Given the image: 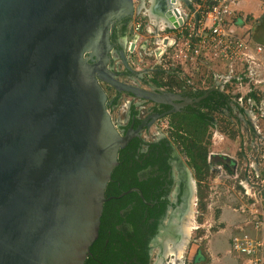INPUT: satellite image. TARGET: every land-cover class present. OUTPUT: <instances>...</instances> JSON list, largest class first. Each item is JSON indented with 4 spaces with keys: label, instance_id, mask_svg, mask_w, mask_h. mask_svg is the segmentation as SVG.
<instances>
[{
    "label": "water",
    "instance_id": "1",
    "mask_svg": "<svg viewBox=\"0 0 264 264\" xmlns=\"http://www.w3.org/2000/svg\"><path fill=\"white\" fill-rule=\"evenodd\" d=\"M174 3L157 0L153 10L166 9L179 27ZM134 8V0H0V264L85 263L130 139L101 82L157 104L183 99L88 61L111 20Z\"/></svg>",
    "mask_w": 264,
    "mask_h": 264
},
{
    "label": "flooded vegetation",
    "instance_id": "2",
    "mask_svg": "<svg viewBox=\"0 0 264 264\" xmlns=\"http://www.w3.org/2000/svg\"><path fill=\"white\" fill-rule=\"evenodd\" d=\"M166 7L169 8L167 4ZM157 10L154 11L166 15V9ZM134 13L135 8L133 14L123 13L111 20L107 40H102L95 50L86 53L88 61L120 81L156 93H174L183 99L175 102V105L157 104L125 92H117L106 82H101L107 93H113L109 97L110 108L123 95L129 97L124 121L118 123L124 135L130 134V139L120 149L118 164L106 186L108 200L104 203L99 234L91 244L84 264H166L168 259L171 261V258L165 257L166 249L183 240V222L192 211L197 191L195 167L185 146L178 148L163 132L147 133L158 120L178 115L180 120L174 121V124L183 128L178 133L182 142L187 144L198 143L200 138L195 132H184L186 121L191 118L222 129L224 125L233 128L230 122L211 115L222 112L228 115L230 111L238 121L245 115L254 124L250 114L221 90L186 86L165 68L154 67L144 71L134 69L128 58V54L137 49V40L130 39L134 30ZM150 17L156 25L163 24H159L151 14ZM165 29L158 27L157 31ZM165 73L177 79L169 80L163 77ZM178 84L183 86L177 89ZM187 100L192 102L188 103ZM154 115L164 116L155 120L151 126L144 125ZM238 131L241 132V129L238 128ZM241 143L243 147L245 140H241ZM225 156L234 158L232 155ZM233 164L236 165L235 159Z\"/></svg>",
    "mask_w": 264,
    "mask_h": 264
},
{
    "label": "rangeland",
    "instance_id": "3",
    "mask_svg": "<svg viewBox=\"0 0 264 264\" xmlns=\"http://www.w3.org/2000/svg\"><path fill=\"white\" fill-rule=\"evenodd\" d=\"M139 1L140 0H134L135 13L132 17L134 30L130 39L137 40L135 42L137 49L134 53L128 54L131 66L134 69L136 68L141 71L152 69L154 67L162 69L167 68V70L170 71V74L176 72L177 74H181V77L183 78V73L185 71L180 69V61H184V68H188L191 65V62L189 60L185 61L182 57H180L181 59L179 58L178 55L181 54L177 45L168 47L167 54L163 55V57L160 56L161 49L158 48L160 45L155 42L154 33H150L147 30V27L149 26L156 32L158 27H163L156 25L155 23L152 24L148 21V18L137 14L136 10L140 3ZM139 17L144 20V28L136 30ZM258 35L261 43L264 44V27L258 31ZM159 36L174 38L176 36V31L168 29L167 27L166 30L159 32ZM200 63L201 65H205V71H210L212 74L211 81H204L205 85H201L202 83H200V86L207 87L211 85V87H213V75L227 72V65L220 62L219 59L211 62L203 60ZM188 70L191 73L190 69ZM163 77L172 80L177 76L174 77L165 73ZM185 80L186 79H183V82ZM180 85L182 84L176 85V88L180 89ZM229 90L231 91L232 88L229 87ZM233 91L236 93V88ZM108 94L110 98L113 96L112 92H108ZM239 96L240 94H238L236 98ZM227 97L230 99L229 96ZM251 99L252 102L256 101V105L259 107V103L261 102L260 98L252 96ZM127 100H129V97L123 95L113 108L109 107L114 122L124 121L125 115L128 111V108L125 107ZM262 108L255 109L253 114L249 115L252 123H254L253 125L248 116L246 117L244 115L241 118L242 120L238 121L239 119H236V117L231 115L230 111L228 115L223 112L211 113V115L213 118L221 119V121L226 120L227 123L230 122L233 128H230L229 125L227 127L224 125V128L222 129L220 126L204 123L194 118L187 120L184 132L189 130L191 133L195 132L200 135L198 143L195 142L194 144L182 142L178 131L183 128L174 124V121H178V119L180 120L178 115L162 118L148 130L147 133L163 132L178 148L180 146H185L186 151H188V147H190L192 152L197 151L201 154V157H196V163L198 164L196 166L192 164L193 167H195V170L193 169L195 173L194 177L197 180V191L195 193L193 205V209L195 208L193 210V223L195 228L192 229L189 244L177 264L210 263L208 255V240L210 236L218 230L217 227H219V225L217 218L220 216L222 207L230 203V199L232 198L230 196H234V193H237L235 190H243L240 184L241 180L246 181L247 189L251 192V195L248 196L249 199L247 203L249 206L247 222L255 224L253 221V215H261L259 207L256 206V209V207L253 206V193H255L254 187H257L259 184L262 185L264 179V158H262V156H264V109ZM246 113L248 114L249 112ZM253 117L255 120L252 119ZM238 128L241 129V132L238 131ZM228 129H230V132ZM197 131L200 134L197 133ZM241 140H245V145H243V147L241 145ZM254 143H258L259 146ZM186 145L189 146L187 147ZM224 154L232 155L235 158L236 165L234 166L232 158L230 159L229 156H225ZM225 164H229L233 167L226 166ZM253 167H255L260 174L262 173L260 177L255 176V172L252 170ZM233 168H237L236 172L232 171ZM227 170L231 171L232 174L227 173ZM232 187H234L235 190ZM263 225L264 224L260 225L259 228H262ZM253 243L256 242L253 241ZM167 261L169 262V259ZM171 261L169 263H171Z\"/></svg>",
    "mask_w": 264,
    "mask_h": 264
},
{
    "label": "built area",
    "instance_id": "4",
    "mask_svg": "<svg viewBox=\"0 0 264 264\" xmlns=\"http://www.w3.org/2000/svg\"><path fill=\"white\" fill-rule=\"evenodd\" d=\"M139 2L137 14L148 18V21L154 24L148 8L152 7L153 9L157 0H140ZM164 3L169 7L170 0H164ZM244 4L245 0H179L177 8L181 9L179 12L183 24H179V27L168 26V29L176 31L174 38L160 37V31L156 32L149 26L147 30L154 33L155 42L160 45L158 48L161 49V57L167 54L168 47L177 45L181 54L178 55L179 58L182 57L185 61L191 62L188 68H184V61H180V69L185 71L184 73L179 72L183 73V78L181 74L172 73L182 81L186 79L184 81L186 86L203 90L211 88L221 90L232 101L239 104L244 111L253 114L257 108L263 107L262 109H264V44L256 40L253 27L261 16L247 11ZM143 25L144 20L139 17L136 30L143 29ZM218 59L227 65V72L213 75V87L211 85L200 86V83L203 85L204 81H211L212 76L210 71L204 70L205 65H201L200 62L203 60L211 62ZM229 87L232 88L231 91ZM235 88L236 93L233 91ZM238 94L240 96L236 98ZM250 96L260 98L259 107L256 105V101L252 102ZM125 107H128V102ZM254 144L259 146L258 143ZM236 170L237 168L232 169L234 172ZM252 170L255 172V176H261L255 167ZM227 173H231V171L227 170ZM240 184L244 188L246 197L250 196L246 181L241 180ZM260 187L258 185L254 188L253 206L255 207L264 204ZM253 221L256 227L264 224L260 215H253ZM233 249L251 255L258 251V245L248 239L235 240Z\"/></svg>",
    "mask_w": 264,
    "mask_h": 264
},
{
    "label": "crops",
    "instance_id": "5",
    "mask_svg": "<svg viewBox=\"0 0 264 264\" xmlns=\"http://www.w3.org/2000/svg\"><path fill=\"white\" fill-rule=\"evenodd\" d=\"M175 2L177 4L178 0H175ZM176 4L175 7H177ZM244 7L247 11H252L257 16L262 17L253 25L255 38L257 41L261 42L258 37V31L264 27V0H245ZM148 12L151 13L159 24L163 23L161 26L165 27L171 25L172 22L169 21L166 15L158 14L152 7L148 8ZM151 20L154 22L152 18ZM260 186L263 194L262 199H264V179ZM232 188L234 189V187ZM243 190H235L237 193H234V196H230L232 197L230 203L222 207L220 216L217 218L219 225V227H217L218 230H216L208 240L209 264H264V225L262 228H259L256 227L255 224L247 222L249 208L247 203L249 198L246 197ZM259 211L261 213L260 218L264 220V204L259 207ZM246 239L257 243V252L247 255L233 249L235 240L243 241Z\"/></svg>",
    "mask_w": 264,
    "mask_h": 264
},
{
    "label": "bare ground",
    "instance_id": "6",
    "mask_svg": "<svg viewBox=\"0 0 264 264\" xmlns=\"http://www.w3.org/2000/svg\"><path fill=\"white\" fill-rule=\"evenodd\" d=\"M178 2H179V0H178ZM178 2H177V4H178ZM175 4H176V2H175ZM177 4H176V6L178 7ZM179 11H181V9ZM172 25H173V23H171V25H169V26H172ZM165 27L167 28L168 25L165 26ZM163 29H164V27H163ZM193 205H194V202H193ZM194 209L192 208V211H191L190 215H188V217L183 222L184 223L183 224V230H184V238H183V240L178 245L176 243V244H173L172 247H168V249H166V254H165L166 256L165 257H167V256L168 257H172L171 258V260H172L171 263L177 264V262L182 258V255L185 252V249H186V247L189 244V240H190V237H191L192 229L195 228L194 223H193V210ZM171 263L166 262V264H171ZM161 264H163V263H161Z\"/></svg>",
    "mask_w": 264,
    "mask_h": 264
},
{
    "label": "trees",
    "instance_id": "7",
    "mask_svg": "<svg viewBox=\"0 0 264 264\" xmlns=\"http://www.w3.org/2000/svg\"><path fill=\"white\" fill-rule=\"evenodd\" d=\"M116 103H117V100L114 101V104H116ZM188 153H189V156L191 157L192 164L194 166H196L198 164V163H196V157L197 156L201 157V154L198 153L197 151L192 152V149L190 147H188Z\"/></svg>",
    "mask_w": 264,
    "mask_h": 264
}]
</instances>
